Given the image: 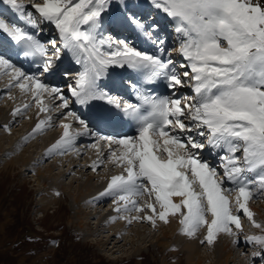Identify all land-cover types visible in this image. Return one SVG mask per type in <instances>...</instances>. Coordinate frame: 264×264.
Segmentation results:
<instances>
[{
  "label": "snow or ice",
  "instance_id": "1",
  "mask_svg": "<svg viewBox=\"0 0 264 264\" xmlns=\"http://www.w3.org/2000/svg\"><path fill=\"white\" fill-rule=\"evenodd\" d=\"M0 5L8 12H0V74L9 76V91L15 87L31 97L12 116L33 105L40 113L55 109L63 132L48 156L64 154L81 136L93 137V148L106 143L108 162L121 171L92 202L110 198L118 214L113 221L148 222L155 229L158 221L179 216L180 231L189 237L206 226L202 244L211 245L221 232L238 244L242 213L264 233L248 206L264 198V0ZM146 7L156 16L142 11ZM160 14L172 27L173 47ZM127 32L143 36L152 50L120 38ZM65 56L79 66L75 74L64 73L71 76L67 95L45 83ZM25 63L35 71L24 70ZM125 92L135 102L124 99ZM45 96L55 103L46 104ZM99 124L124 125L132 134L103 135L94 131ZM52 126L51 116L39 120L24 142ZM244 242L253 246V264H264V234L247 235Z\"/></svg>",
  "mask_w": 264,
  "mask_h": 264
},
{
  "label": "rangeland",
  "instance_id": "2",
  "mask_svg": "<svg viewBox=\"0 0 264 264\" xmlns=\"http://www.w3.org/2000/svg\"><path fill=\"white\" fill-rule=\"evenodd\" d=\"M24 2L27 3V0ZM0 7L7 13L4 6ZM143 10L145 13L150 12L156 16L154 9L146 7ZM5 13L4 15H6ZM162 23H164L161 24L164 32L171 36L172 28L168 20ZM130 34L126 33L120 38L127 37L128 42L133 44L138 35L132 33L134 37L131 39ZM47 38L46 34L45 39ZM170 42L173 47L172 38ZM145 46L152 45L148 43ZM138 49L142 50L144 47H138ZM68 60L71 58L65 56V59L59 63L58 71L45 80L47 84L61 87L66 95L67 84L71 82V76L66 77L65 71L75 74L79 70V66L72 60L70 65L66 64ZM71 66L73 67L70 68ZM8 85L9 76L0 74V89H5V93L2 92L0 95V111L4 107V113L1 114H6L7 117L16 107L31 101L30 94H22L15 87L9 91ZM186 90L181 92L191 94L189 89ZM9 95L13 99H9ZM45 101L49 103V106L55 103ZM33 116H40L34 125L39 120L51 116L53 126L46 128L42 134L36 135L35 138L25 143L24 137L31 133L29 126ZM14 119H17V122H13ZM61 122L62 118L55 109L45 115L33 105L26 113L12 118L8 124L11 127L10 134L4 131V127L0 125V146L3 145V150L0 149V264H189L188 253L183 248L184 246H181L182 241L178 238L183 237L179 236L181 228L177 227L175 233L171 234L172 237L167 240L164 239L162 233L167 228L163 222L158 221L155 229L148 222L134 221L129 225L123 219L113 221V217L118 215L115 211L112 213V220L100 219L99 214L105 215L112 201L108 202L107 199L108 203L102 205L89 200L86 205L77 200L79 190L96 187V184L98 186L106 180V176L111 177L119 174L121 169L108 162L109 153H106L107 155L103 158L104 152H100V147L105 145L106 148V143L100 142L98 149L90 147L95 142L93 137L94 140L91 137H78L73 147L64 154L54 152L51 156L46 154L41 159V154L44 152L42 137L57 135L59 140L63 132V129L59 127ZM77 127V125H73L72 130ZM27 131L29 132L27 133ZM106 133L101 132L103 135H108ZM33 145L34 147H32ZM24 152L26 158H30L28 166H24L21 161V163L5 169L12 157L21 158ZM39 152L40 156L36 154ZM87 155L97 160L103 158L104 166L95 173L87 163ZM205 158L211 160L213 164L216 162L212 157L206 156ZM71 159L75 162L74 167L71 166ZM31 164L32 166L29 167ZM50 167L55 168L51 173L48 172ZM63 174L66 175L62 177ZM46 175L51 176V180L43 182L42 179ZM109 180L104 181L103 184ZM60 182L65 186L66 191L62 192L54 185ZM50 188L51 190L48 191ZM55 193H59V195L57 196ZM143 199H147V197ZM143 199H141V203H143ZM257 199L263 201L260 204L256 203L259 206L263 203L260 209L264 214V198ZM207 219H211L210 215ZM241 224L246 226L250 224L242 213ZM244 230L246 231V229ZM206 231L205 226L196 232V237L200 241L196 248L200 252L199 255L205 258V261L203 260L201 263L220 264L217 250L214 252L211 245L201 243L205 238ZM245 231H242L238 236L240 242L234 244L235 247L233 246L234 253L237 254L229 264H241L243 258H248L249 262H253L251 252L254 249L251 244L244 242L243 238L247 236ZM261 234L264 233L259 231L256 235ZM225 235L227 241H233L234 237L226 233ZM165 240L168 241L165 242L168 243L167 247L162 245V241Z\"/></svg>",
  "mask_w": 264,
  "mask_h": 264
},
{
  "label": "bare ground",
  "instance_id": "3",
  "mask_svg": "<svg viewBox=\"0 0 264 264\" xmlns=\"http://www.w3.org/2000/svg\"><path fill=\"white\" fill-rule=\"evenodd\" d=\"M1 6V5H0ZM142 11H144L143 9H142ZM0 12H4V10H2V8L0 7ZM5 13V12H4ZM6 15H8V12L7 13H5ZM158 20H159V22H160V24H164V23H162V22H164L165 20H167L166 18H165V16L163 15V14H160L159 16H157L156 17ZM169 27V26H168ZM172 28V27H171ZM127 33H131L129 36H130V38L132 39V37H134V35H132V32H127ZM126 33H123L121 36H123V35H125ZM171 38H172V36H170L169 35V37H168V46H169V44H170V40H171ZM132 42V41H131ZM149 43V45H151L150 44V42H148L144 37H142V36H137V38L135 37V42H133V45H135V47H141V48H143L144 47V49H142V50H144V51H151L152 50V46H145V44H148ZM170 47V46H169ZM65 59V58H64ZM70 61L71 60H68V62L66 63V64H69L70 65ZM61 63V62H60ZM74 64V63H73ZM68 65V66H69ZM67 66V65H66ZM74 66V65H73ZM73 66H71L70 68H72ZM32 67H34V66H32ZM31 67V68H32ZM27 71H30L29 69H27ZM125 74V73H124ZM49 78V77H48ZM47 81H49V80H47ZM5 86L7 85V84H4ZM186 89H188V88H186ZM20 90V89H19ZM5 91V89H0V95H2V92H4ZM5 93V92H4ZM45 100H47V98L45 97L44 98V101ZM45 103L46 104H49L47 101H45ZM19 107V106H18ZM78 107V106H77ZM4 110V107H3V109H2V111ZM2 111H0V125H2V126H4V125H8L10 122H11V120H12V118H13V116H12V113H10V115H9V117H7V116H5L6 114H1V113H4V111L2 112ZM6 112V111H5ZM7 113V112H6ZM45 115H46V113H45ZM31 117V116H30ZM39 117L40 116H33L31 119H32V122H30L31 124H30V126H29V131L31 130L32 131V129L35 127V125H34V122L37 120V119H39ZM13 122H17V119H14V121ZM52 122H53V120H52ZM107 126H114L115 128L117 127V125H114V124H107ZM29 131H27V133L29 132ZM73 131H75V130H73ZM101 131H104V130H101ZM104 133H105V131H104ZM82 137H85V138H90V137H87V136H81V138ZM42 138H43V140H42ZM41 138V140L43 141V143H42V148H43V150H44V152L43 151H41V152H43V154H41V159L47 154V152H48V149H50L51 147H52V145H54L57 141H58V136L57 135H51L50 137L48 136H43ZM91 139L92 140H94L92 137H91ZM88 140V139H87ZM17 147H18V145H16ZM105 146V145H104ZM103 145L100 147L101 148V150H100V152L101 153H103L104 152V154H103V158L107 155L106 153H108V147H104ZM3 145L1 144V146H0V149L1 150H3ZM30 147V146H29ZM32 147H34V145L32 146ZM98 149V148H97ZM19 151V150H18ZM78 152V151H77ZM87 152V151H86ZM85 152V153H86ZM99 152V151H98ZM36 154H38L39 156H40V152L39 153H36ZM78 155V154H77ZM239 155V154H238ZM103 158L102 159H100V160H97V159H93L92 158V156H86V159H87V163H88V165H89V167L91 168V165L94 163V162H99V161H103ZM39 159H40V157H39ZM68 159H69V156H68ZM212 159L213 160H215L213 157H212ZM21 161L23 162V165L24 166H28L30 163H29V161H30V158L28 159V158H26V153L24 152L23 153V157H12V159L9 161V166L7 165L6 166V168L5 169H7L8 167H10L11 165L12 166H14V165H16V164H18V163H21ZM71 166H73L74 167V161H72V159H71ZM58 163V162H57ZM108 163V162H107ZM70 164V163H69ZM32 166V164L29 166V167H31ZM102 166H104L103 165V163H101L100 164V166L97 168V170L96 171H94L95 173L96 172H98V169L99 168H101ZM114 166V165H113ZM53 169H55V168H51L50 167V169L48 170V172H52V170ZM117 172V171H116ZM118 173H119V171H118ZM39 175V174H38ZM66 174H63L62 175V177H64ZM116 175V174H115ZM41 176H42V174H41ZM47 176V175H46ZM46 176H44V178L42 179V181L44 182V180H48V181H50L51 180V176H47V178H45ZM110 179V177L109 176H106V180H109ZM106 180H104V181H106ZM35 181H36V179H35ZM104 181L102 182V183H100V185H98L97 186V184H96V187H94V186H92V188L90 187V189H85V190H79L78 191V194H77V200H80L81 202H83L84 204H86L87 205V203L89 202V200H92V201H94V199L96 198V197H98V195H99V193L100 192H102L105 188H106V186H107V182H105V184H103L104 183ZM93 183V182H92ZM94 184V183H93ZM54 185H56V187L57 188H60V190L62 191V192H64V191H66V188H65V186H63L62 185V182H60V183H55ZM86 186H88V185H86ZM56 187H53V188H55L56 189ZM51 190V188L50 189H48V191H50ZM107 199H108V202H110L111 201V199L110 198H104V199H102V200H100L99 202H97L98 204H105V203H108L107 202ZM176 202H178L179 201V198H173ZM256 202H259V204L261 203V202H263L262 201V199H257V198H254V199H252L250 202H249V208H250V210L254 213V219H255V221L257 222V223H260L261 225H264V214H262V211H261V209H260V207H262V204L259 206L258 205V203H256ZM83 204V205H84ZM257 204V205H256ZM114 212V205L111 203V206L109 207V210L107 211V213L105 214V215H100L99 214V217H100V219H109V220H112V213ZM211 217V216H210ZM259 217V218H258ZM169 219H170V223H168V224H165V226H167V228L165 229V230H163V234H164V239H167V240H169V238L170 237H172L171 236V234H173V233H175V231H176V228L177 227H179V228H181V225H180V223H179V216H177L176 218H172V217H169ZM211 220V219H210ZM210 220H209V222H210ZM246 220V219H245ZM243 224V223H242ZM246 224V223H245ZM242 225L243 226V231H245L244 229H246V231H245V233L247 234V235H256L259 231H261L260 229H257V228H255V227H253L252 226V224L250 223L248 226H246V225ZM207 232V231H206ZM179 236H183V237H178V238H180V240L182 241V244H181V246L183 245L184 247L183 248H185L186 249V251H187V253H188V256H187V259H188V263L189 264H202L201 262L204 260L205 261V258L202 256V255H199L200 254V252L198 251V248H196V246L199 244V239H197V237H196V234L194 235V236H192V237H189V236H187V235H182V233L179 235ZM206 236V235H205ZM226 237V235H225V233H223V232H221V233H219V234H217V237H216V239L214 240V242L211 244V246H212V248H213V250H214V252H215V250H217V255H219V262H220V264H229L230 262H231V260L233 259V258H235V255L237 254V253H234L235 252V249L233 248V246H234V244L236 245V243H233V241H231V242H229V241H227V239L225 238ZM232 239V238H231ZM238 239H240V237H238ZM196 240H197V242H196ZM243 240H244V238H243ZM163 243H162V245H164V246H166L167 244L165 243V242H168V241H162ZM167 247V246H166ZM235 247V246H234ZM182 248V247H181ZM198 256V257H197ZM213 256H214V254H213ZM197 257V258H196ZM215 257V256H214ZM211 259V258H210ZM213 259V258H212ZM197 260V261H196ZM241 264H253V262H249L248 261V258H243V263L241 262Z\"/></svg>",
  "mask_w": 264,
  "mask_h": 264
}]
</instances>
